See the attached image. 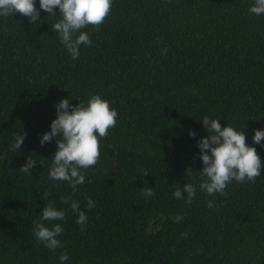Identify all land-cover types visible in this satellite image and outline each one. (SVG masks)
Here are the masks:
<instances>
[{
    "label": "trees",
    "instance_id": "trees-1",
    "mask_svg": "<svg viewBox=\"0 0 264 264\" xmlns=\"http://www.w3.org/2000/svg\"><path fill=\"white\" fill-rule=\"evenodd\" d=\"M254 3L112 0L99 30L81 29L92 45L75 60L51 30L58 8L56 16L40 10L32 24L19 13L0 16V264H60L61 252L64 264H264V141L252 139L264 130V14L249 13ZM95 94L117 122L72 195L67 182L49 179L56 140L42 146L40 138L62 99L75 106ZM205 116L244 131L262 160L255 182L233 179L226 197L199 187ZM29 155L43 165L21 172ZM185 183L196 187L190 204L187 193L173 197ZM148 187L155 195L145 199ZM68 196L88 218L83 230L71 200L62 201ZM49 203L65 212L44 222L63 228L55 252L32 231Z\"/></svg>",
    "mask_w": 264,
    "mask_h": 264
},
{
    "label": "clouds",
    "instance_id": "clouds-1",
    "mask_svg": "<svg viewBox=\"0 0 264 264\" xmlns=\"http://www.w3.org/2000/svg\"><path fill=\"white\" fill-rule=\"evenodd\" d=\"M111 6L112 0H39L37 9L35 0H0V16L19 13L28 17L29 23L32 24L40 21V10L56 16L55 9L58 8L60 19L51 26V30L59 34L61 44L75 60L79 58L81 45H92L89 34L81 29L93 25L99 30L98 26L104 23ZM248 11L250 14H264V0H255ZM161 51L167 54V48H162ZM56 109V118L50 124V131L41 135L40 144L43 146L46 142L56 140L57 150L52 155L49 179L67 182L74 195L78 186L84 184L86 179L80 170L88 169L99 161V138L107 137L109 129L115 127L118 112L110 108L109 102L98 94L92 95L86 103L81 102L75 106L70 104L69 99H62ZM200 121L207 131V136L197 142L203 164L200 175L204 178L199 185L200 190L209 196L219 193L226 197L225 189L233 179L238 183L245 180L255 182L256 177L261 175L262 160L256 148L246 143L244 131H237L227 124L222 127L219 120L207 116ZM26 135V132L14 134L12 151L20 149ZM189 135L195 137L196 132L190 130ZM252 139L255 144H261L264 141V130H254ZM38 163L43 165L42 161H37L29 155L19 170L30 173ZM191 170L186 169L185 174H190ZM183 193H187V203L190 204L196 195V187L185 183L183 192L180 187H176L173 197L183 199ZM141 195L147 199L153 197L155 192L150 187L142 188ZM69 200L71 196L62 198L65 204H68ZM207 204L209 207L213 206L211 200ZM94 206L95 201L88 198V209L91 210ZM70 207L77 215V224L81 225L83 230L88 219L85 212L81 211L79 203L75 200H71ZM64 218L65 212L49 203L40 213V220L33 221V235L52 252L64 247L58 238L63 233V228L59 223L48 227L44 222ZM171 219L180 222L184 217L176 215ZM184 236L186 238L187 234ZM68 259L67 252L60 253V264H64Z\"/></svg>",
    "mask_w": 264,
    "mask_h": 264
}]
</instances>
